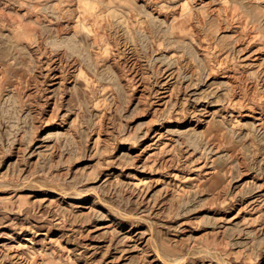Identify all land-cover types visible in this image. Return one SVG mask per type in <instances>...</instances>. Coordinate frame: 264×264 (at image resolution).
Here are the masks:
<instances>
[{"label": "rangeland", "instance_id": "374dc122", "mask_svg": "<svg viewBox=\"0 0 264 264\" xmlns=\"http://www.w3.org/2000/svg\"><path fill=\"white\" fill-rule=\"evenodd\" d=\"M261 121L264 0H0V264H264Z\"/></svg>", "mask_w": 264, "mask_h": 264}, {"label": "bare ground", "instance_id": "6f19581e", "mask_svg": "<svg viewBox=\"0 0 264 264\" xmlns=\"http://www.w3.org/2000/svg\"><path fill=\"white\" fill-rule=\"evenodd\" d=\"M201 1V0H200ZM211 1V0H210ZM222 1V0H221ZM220 2V1H219ZM208 4V3H207ZM221 4V3H220ZM213 5V4H212ZM207 6V5H206ZM210 6V5H209ZM211 7V6H210ZM253 57V56H252ZM247 58V57H246ZM60 60V59H59ZM58 61V60H57ZM56 62V61H55ZM60 62V61H59ZM47 65H49V64H47ZM51 65V64H50ZM58 65H60V64H58ZM46 68V67H45ZM54 68V67H53ZM250 68V67H249ZM46 71V70H45ZM45 75V74H44ZM47 75V74H46ZM263 117V116H262ZM259 120V119H258ZM263 127L264 126V123H263V121H261V124H260V127ZM156 250V249H155ZM158 251V249L156 250V252ZM215 252V251H214ZM219 254V253H218ZM157 256H158V254H157ZM159 257V256H158ZM220 258H222V257H220ZM223 259V258H222ZM161 264V263H160ZM222 264H224V263H222Z\"/></svg>", "mask_w": 264, "mask_h": 264}]
</instances>
